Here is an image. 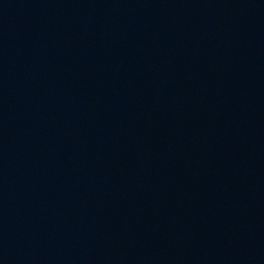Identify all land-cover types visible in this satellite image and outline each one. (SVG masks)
I'll return each mask as SVG.
<instances>
[{
	"label": "water",
	"instance_id": "95a60500",
	"mask_svg": "<svg viewBox=\"0 0 264 264\" xmlns=\"http://www.w3.org/2000/svg\"><path fill=\"white\" fill-rule=\"evenodd\" d=\"M0 264H264V0H0Z\"/></svg>",
	"mask_w": 264,
	"mask_h": 264
}]
</instances>
